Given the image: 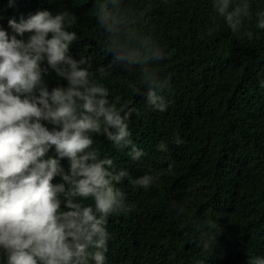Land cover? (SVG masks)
Instances as JSON below:
<instances>
[{"label":"trees","instance_id":"16d2710c","mask_svg":"<svg viewBox=\"0 0 264 264\" xmlns=\"http://www.w3.org/2000/svg\"><path fill=\"white\" fill-rule=\"evenodd\" d=\"M214 3L123 0L133 48L143 54L137 38L147 36L164 53L162 60L149 61L150 70L167 81V108L160 112L147 104L141 86L145 65L117 62L109 53L108 35L97 24V0H0V30L9 37L15 35L9 19L19 23L38 11H67L74 23L66 30L77 36L69 55L90 58L93 78L108 89L109 100L119 97L134 109L126 121L131 145L118 147L93 134L99 157L126 172L113 182L124 194V209L106 219L104 264L264 259V29L257 26L264 0H232L230 10L249 5L235 32ZM43 79L49 91L67 84L51 69ZM133 148L142 155L134 159ZM54 156L51 149L45 158ZM60 163L67 172L69 162ZM144 175L157 179L142 188L134 181ZM61 182L58 176L52 181ZM83 204L94 207L91 199ZM0 264H6L2 249Z\"/></svg>","mask_w":264,"mask_h":264},{"label":"clouds","instance_id":"9594fccd","mask_svg":"<svg viewBox=\"0 0 264 264\" xmlns=\"http://www.w3.org/2000/svg\"><path fill=\"white\" fill-rule=\"evenodd\" d=\"M231 4L215 0L213 7L235 32L249 15V5L237 3L230 10ZM122 5L123 0H97V24L108 35L113 59L145 65L141 86L147 104L164 112L167 81L149 64L162 60L164 53L147 36L137 38L143 54L133 48ZM258 16L257 26L264 29V12ZM73 23L67 11L45 10L19 23L9 19L15 33L11 37L0 30V249L6 264H104L106 219L124 209V194L113 182L119 183L126 172L99 157L93 134L118 147L131 145L126 121L134 109L119 97L109 100L108 89L93 78L90 58L69 55L77 36L66 29ZM25 33L31 34L27 40L17 38ZM49 69L66 86L49 91L43 79ZM136 93L145 95L139 89ZM51 149L55 156L45 158ZM133 152L134 159L142 155L135 148ZM64 159L67 172L60 163ZM57 176L62 182L54 185ZM155 179L144 175L134 183L147 188ZM88 199L94 207L83 204ZM251 264H264V259Z\"/></svg>","mask_w":264,"mask_h":264}]
</instances>
